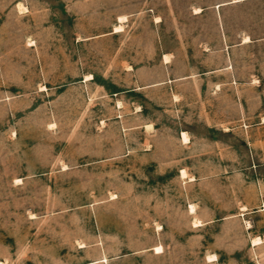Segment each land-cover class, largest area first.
Returning a JSON list of instances; mask_svg holds the SVG:
<instances>
[{
    "label": "rangeland",
    "instance_id": "rangeland-1",
    "mask_svg": "<svg viewBox=\"0 0 264 264\" xmlns=\"http://www.w3.org/2000/svg\"><path fill=\"white\" fill-rule=\"evenodd\" d=\"M0 264H264V0H0Z\"/></svg>",
    "mask_w": 264,
    "mask_h": 264
},
{
    "label": "bare ground",
    "instance_id": "bare-ground-1",
    "mask_svg": "<svg viewBox=\"0 0 264 264\" xmlns=\"http://www.w3.org/2000/svg\"><path fill=\"white\" fill-rule=\"evenodd\" d=\"M183 173H184V171H183ZM260 241V239L259 238H256V239H254V242L256 243H258Z\"/></svg>",
    "mask_w": 264,
    "mask_h": 264
}]
</instances>
